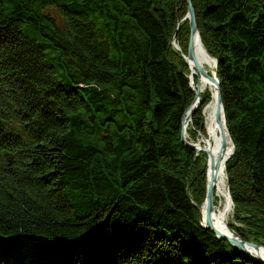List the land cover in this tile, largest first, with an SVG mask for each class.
I'll return each mask as SVG.
<instances>
[{"label":"trees","instance_id":"1","mask_svg":"<svg viewBox=\"0 0 264 264\" xmlns=\"http://www.w3.org/2000/svg\"><path fill=\"white\" fill-rule=\"evenodd\" d=\"M191 2L233 145L227 224L264 246V0ZM186 13V0H0V264L28 249L33 264H261L201 224L206 163L180 139Z\"/></svg>","mask_w":264,"mask_h":264},{"label":"bare ground","instance_id":"2","mask_svg":"<svg viewBox=\"0 0 264 264\" xmlns=\"http://www.w3.org/2000/svg\"><path fill=\"white\" fill-rule=\"evenodd\" d=\"M194 58L198 62V64L205 69L208 73L213 71L214 60L207 54L206 50L204 49L202 42L199 36L194 37ZM176 50H180V47L177 43L174 44ZM184 59L187 62L189 67V81L191 88L194 90L199 91L200 93L204 92L205 90H209L211 92V99L210 101L204 106L202 114H203V124L202 129L198 131V134L194 139L190 138L188 133V126L189 120L184 122L185 128V135L186 138L190 142L193 143L197 154L204 155L205 163H206V179L209 180L212 172V163L218 158L219 154L222 152V159L219 166L216 168L215 174V187L216 192L218 195H222L225 198V205L220 208L219 210H215L212 212L211 221L214 228L218 231L230 235L231 232L228 230V215L230 210V201L229 197L226 192V173H225V161L228 155L231 152L232 142L231 139L226 131V138L227 142L225 146H222V135L220 132L219 124L216 120V98H217V88L211 82V80L197 72L194 67V64L191 59L187 58V54H183ZM221 122L224 125L225 123L224 118L221 113ZM215 207V206H214ZM205 213V206H202V217L204 218ZM258 254L264 259V247L258 248Z\"/></svg>","mask_w":264,"mask_h":264},{"label":"water","instance_id":"3","mask_svg":"<svg viewBox=\"0 0 264 264\" xmlns=\"http://www.w3.org/2000/svg\"><path fill=\"white\" fill-rule=\"evenodd\" d=\"M187 2V13L184 17V19L188 20L189 23V28H190V35H189V41H188V46H187V58L191 59L195 69L199 74H202L206 77H208L211 82L216 86L217 88V98H216V120L219 124L220 127V132L222 135V146H225L227 142L226 138V125L224 129V125L221 122V113L224 118V123H225V115H224V110H223V104H222V98H221V93H220V81L218 79L216 71H213L211 73H208L205 69H203L198 62L194 58V37L199 36L197 24H196V17H195V12L194 8L192 5L191 0H186ZM200 38V37H199ZM175 44V43H173ZM207 52V51H206ZM208 54V53H207ZM209 55V54H208ZM210 56V55H209ZM214 60V65L216 67L217 61L215 58L210 56ZM200 101V96H199V91L195 90V96L193 102L186 108L185 110V115L182 117V127L180 131V139L182 143L189 147L190 149L195 150L194 145L192 142H190L185 135V128H184V122L188 119H190L192 113L196 109V107L199 105ZM228 133V130H227ZM233 152V145L231 146V152L228 155L227 159L230 157V155ZM222 159V152L219 154L218 158L212 163V172L213 174L211 175L210 179H206V185H205V199L203 204L200 207L201 211V224L204 228L210 229L218 238L224 239L228 241L234 248H236L240 253L245 255L248 258H251L253 260L258 261L261 264H264V259L258 254V248L264 247L263 245L257 244L253 241H248L243 239L235 230L231 229L228 227V230L231 232L230 235L224 234L220 231H218L214 226L212 225L211 221V214L214 211V198L216 195V187H215V170L219 166L220 162ZM226 159V160H227ZM207 170V167H206ZM226 192L229 197L230 201V207L232 208V200L229 194V184H228V179L226 175ZM202 206H205V213H204V218L202 217Z\"/></svg>","mask_w":264,"mask_h":264},{"label":"rangeland","instance_id":"4","mask_svg":"<svg viewBox=\"0 0 264 264\" xmlns=\"http://www.w3.org/2000/svg\"><path fill=\"white\" fill-rule=\"evenodd\" d=\"M213 71H215V67L213 68ZM215 197H216V204H215L214 209L219 210L220 208H222L225 205V198L222 195H218L217 192H216ZM231 217H232V209L229 212L228 221H231ZM32 255H33L32 250L31 251H30V249L25 250L24 251V257L22 258V260H20V261L7 260V264H33L34 258H32Z\"/></svg>","mask_w":264,"mask_h":264}]
</instances>
